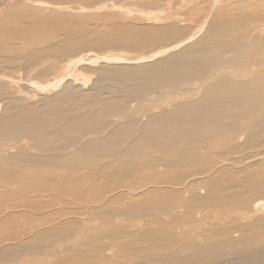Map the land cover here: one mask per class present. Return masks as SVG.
I'll use <instances>...</instances> for the list:
<instances>
[{
	"label": "bare ground",
	"instance_id": "bare-ground-1",
	"mask_svg": "<svg viewBox=\"0 0 264 264\" xmlns=\"http://www.w3.org/2000/svg\"><path fill=\"white\" fill-rule=\"evenodd\" d=\"M234 1L0 0V264H264V0Z\"/></svg>",
	"mask_w": 264,
	"mask_h": 264
},
{
	"label": "rangeland",
	"instance_id": "rangeland-1",
	"mask_svg": "<svg viewBox=\"0 0 264 264\" xmlns=\"http://www.w3.org/2000/svg\"><path fill=\"white\" fill-rule=\"evenodd\" d=\"M259 1V0H258ZM249 2V3H248ZM233 3V4H232ZM231 4H230V7H231V5H232V7L234 6V7H236L237 5H240V4H246V5H249L250 6V4L252 3L251 1H247V0H240V1H234V2H232ZM255 3H257V2H255ZM141 7V8H140ZM233 7V8H234ZM137 8H140V9H147V8H145V7H142V5H139V4H137ZM264 11V10H263ZM262 10L260 11V14L262 15V14H264V12H263ZM259 13V12H258ZM263 21H264V15H263ZM262 21V23H261V26L263 27V29H264V22ZM261 27V28H262ZM1 236V235H0ZM2 238H4L5 236H1ZM1 237H0V239H1ZM16 264H27V259H25V258H21V259H19V261H16L15 262ZM101 264H119V263H117L115 260H105L104 262H102Z\"/></svg>",
	"mask_w": 264,
	"mask_h": 264
}]
</instances>
